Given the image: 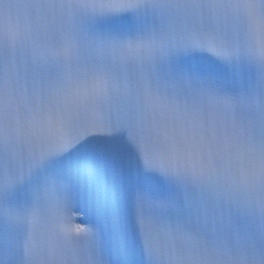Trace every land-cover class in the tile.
Instances as JSON below:
<instances>
[{"label": "snow or ice", "instance_id": "snow-or-ice-1", "mask_svg": "<svg viewBox=\"0 0 264 264\" xmlns=\"http://www.w3.org/2000/svg\"><path fill=\"white\" fill-rule=\"evenodd\" d=\"M0 264H264V0H0Z\"/></svg>", "mask_w": 264, "mask_h": 264}]
</instances>
